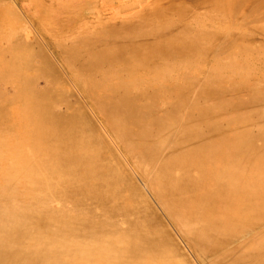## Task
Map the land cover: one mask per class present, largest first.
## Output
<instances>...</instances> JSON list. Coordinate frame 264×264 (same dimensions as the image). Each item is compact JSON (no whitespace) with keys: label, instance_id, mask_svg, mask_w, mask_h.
<instances>
[{"label":"bare ground","instance_id":"1","mask_svg":"<svg viewBox=\"0 0 264 264\" xmlns=\"http://www.w3.org/2000/svg\"><path fill=\"white\" fill-rule=\"evenodd\" d=\"M39 51L56 78L59 69L66 71L83 89L84 99L78 98L124 149L130 166L113 161L81 103L76 108L59 93L56 100L66 112L55 114V101L36 99L0 60V182L12 177L18 182L9 196L0 190V263L175 264L174 252H184L173 233L199 264L211 258L226 264L220 260L227 256L230 264L259 263L261 251L248 262L224 252L264 237L255 236L256 227L264 229V179L253 180L258 172L264 176V132L263 142L254 144L261 128L236 139L237 158L224 156L229 138L205 135L193 124L196 111L145 120V107L128 89L121 93L118 83H111L113 66L92 61L81 38L50 52L59 68ZM5 90L12 96L5 97ZM152 100L161 98H144L145 106ZM187 126L193 127L189 134L183 131ZM162 143H168L164 154L158 151ZM200 149L206 153L198 154ZM160 159L168 164L150 174ZM200 218L209 222V234L198 226ZM211 235L219 242L209 248Z\"/></svg>","mask_w":264,"mask_h":264},{"label":"rangeland","instance_id":"2","mask_svg":"<svg viewBox=\"0 0 264 264\" xmlns=\"http://www.w3.org/2000/svg\"><path fill=\"white\" fill-rule=\"evenodd\" d=\"M0 16L1 68L11 70L10 76L27 83L39 101H55L53 111L57 115L66 112L64 104L56 100L59 93L76 108L82 104L78 97L84 99L86 93L66 71L59 69L61 78H56L45 66L39 49L59 68L50 52L56 54L81 38L92 61L113 66L108 72L111 83H118L121 93L128 89L145 107V120L155 123L159 117H182L196 111L198 117L193 124L199 125L205 135L215 132V138H229L224 156L237 158L241 154L236 139L245 132L261 128L254 144L263 142L264 0H0ZM71 83L75 98L68 92ZM5 93V97L12 96L7 90ZM124 94L118 98H124ZM153 94L161 100H152L151 107H146L144 98ZM82 106L94 131L108 145L113 161L130 166L124 149L106 136L88 105ZM192 130L187 126L183 131L189 134ZM161 138L159 135L158 140ZM166 145L160 144L158 151L164 154ZM200 153L206 150H198ZM163 160L149 173L153 175L168 164ZM19 164L23 166L25 160L20 159ZM261 172L253 176L255 182L262 183ZM17 183L15 177L0 182L5 197ZM199 207L196 205V211ZM157 212L161 213L159 209ZM162 218L168 225L166 216ZM200 223L198 226L208 233L206 218H200ZM255 229L256 237L264 233V229ZM173 236L184 252L180 256L173 251L175 264H199L196 256ZM217 242V236L211 235L208 247ZM257 251H261L258 264L264 263V237L239 251L225 247L224 253L248 262ZM229 258L220 261L228 260L226 264H230ZM207 262L217 264L213 258Z\"/></svg>","mask_w":264,"mask_h":264}]
</instances>
